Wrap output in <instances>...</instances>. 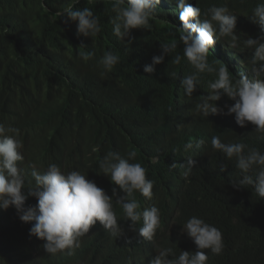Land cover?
Segmentation results:
<instances>
[{
	"label": "trees",
	"instance_id": "1",
	"mask_svg": "<svg viewBox=\"0 0 264 264\" xmlns=\"http://www.w3.org/2000/svg\"><path fill=\"white\" fill-rule=\"evenodd\" d=\"M260 2L189 0L202 10L227 4L238 15L235 34L241 41L264 36L249 18ZM71 6V0H0V123L20 130L22 168L29 182L22 191L27 194V186L34 184L33 165L43 172L55 163L65 172H84L109 197L114 187L123 195L109 177L98 174V162L109 151L122 157L134 151L131 162L145 167L154 185L151 200L139 193L136 199L141 210L147 202L160 209L161 227L153 242L144 240L120 220L123 210L114 203L123 235L113 237L99 230L97 222L81 238L79 248L50 254L43 248L44 241L29 235L32 224L22 222L14 207L0 209V264H150L155 246L172 247L176 256L180 251L195 253L192 239L182 234L192 216L222 232L223 251L214 255L205 250L207 264H264V199L259 200L251 186L233 189L229 180L240 178L235 162L211 146V137L220 135L225 143L243 142L264 151V135L251 124L240 128L234 114L207 119L198 115L195 104L208 95L207 83L215 75L204 74L192 98L186 97L180 84L192 71L186 59L176 65L166 56L154 75L143 71L160 53L161 42L173 36L179 40V15L169 13L175 12L176 4L161 0L158 19L150 21L147 30H131L130 45L113 34L111 0H79L74 5L91 8L100 21L101 32L92 39L78 35L76 22L54 17ZM177 42L172 56L183 55V44ZM82 43L85 48L79 49ZM80 51L94 55L84 61ZM107 51L120 61L105 73L98 60ZM209 51L210 63L219 60L234 77L241 72L252 77L247 63L251 50L232 49L225 38ZM234 103L223 97L218 106ZM178 124L184 127L177 129ZM200 140L204 145L195 147ZM189 142L194 147L185 152ZM188 158L195 166L187 177L182 168L170 170L171 164H184ZM222 165L226 171H220ZM36 204V198L29 197L25 207ZM141 226L139 222L137 228Z\"/></svg>",
	"mask_w": 264,
	"mask_h": 264
},
{
	"label": "clouds",
	"instance_id": "2",
	"mask_svg": "<svg viewBox=\"0 0 264 264\" xmlns=\"http://www.w3.org/2000/svg\"><path fill=\"white\" fill-rule=\"evenodd\" d=\"M72 6L63 12H56L55 16L67 17L65 23L76 22L77 33L85 38H94L101 32L100 21L89 7L75 8L79 0H71ZM93 3L94 0H87ZM161 0H111L112 11L110 18L113 34L120 40H128L131 30H147L150 21L157 18V6ZM177 6L174 16L179 15L182 27L176 29L179 40L174 36L167 42L160 43V53L153 55L150 64L143 67L149 76L156 73V66L163 64L166 56H171V63L180 65L186 59L192 71L183 76L180 81L184 95L192 98L200 87L204 74H214L215 79L207 83L206 97H200L195 104V112L204 117L216 115H233L235 123L240 128L248 124L255 126V132L264 135V36L253 38L249 36L241 41L235 34L238 15L227 4H215L201 9L192 6L189 0H172ZM251 22L259 25L264 32V0L258 3L249 17ZM171 35V34H169ZM227 40L230 48L243 51L251 50L248 60L251 78L243 72L238 78L230 74L227 66L219 60L209 62L210 49L217 41ZM183 44V55L172 53ZM85 48L83 43L79 49ZM79 57L88 61L94 55L89 51H80ZM120 57L112 51H107L98 60V65L105 73L111 72L119 63ZM216 65H219L217 67ZM176 77V73L172 74ZM223 97L235 101L233 105L218 106ZM225 109L227 111L225 112ZM177 129L184 127L178 124ZM200 140L195 147L204 145ZM214 151L221 153L227 161H234L239 170L238 179H230L229 184L237 191L253 189L259 200L264 199V151L249 144L225 143L220 135L211 137ZM24 145L20 138V130L15 127H5L0 123V209L7 210L14 207L19 219L24 223H31L29 235L44 241L46 253L56 254L64 250L80 247L81 238L88 234L90 228L99 222V230L110 233L119 238L124 234V228L114 210V203L119 205L124 214L120 218L123 223H129V230L138 233L140 237L153 242L161 227V212L154 204L147 202L141 210V204L135 194L139 193L147 200L153 198V181L147 177V169L140 163H132L136 153L129 152L122 157L116 151H109L98 162V174L110 178L112 184L118 186L123 195H118L117 189H112V197L96 183L87 178V174L80 170L63 171L55 163H49L43 172L35 170L31 177L34 184L27 186V194L22 189L29 182L22 168ZM193 143L184 145L185 152L193 149ZM155 159V158H154ZM195 166V161L188 158L186 163H173L171 169H184V176H188ZM220 171H226L221 166ZM252 173L255 175L253 176ZM29 197L37 200L35 207H25ZM141 222L142 226L137 228ZM186 233L194 242L197 251L189 253L180 251L176 256L172 247L155 246L156 256L150 264H207L211 254L219 255L224 248L222 232L215 226L205 222L197 216L189 218L182 227V234Z\"/></svg>",
	"mask_w": 264,
	"mask_h": 264
}]
</instances>
